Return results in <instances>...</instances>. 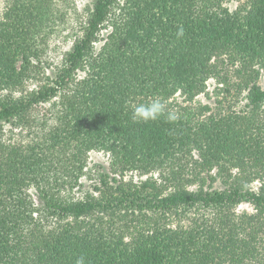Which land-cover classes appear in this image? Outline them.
I'll return each instance as SVG.
<instances>
[{
    "label": "trees",
    "instance_id": "16d2710c",
    "mask_svg": "<svg viewBox=\"0 0 264 264\" xmlns=\"http://www.w3.org/2000/svg\"><path fill=\"white\" fill-rule=\"evenodd\" d=\"M230 1L91 0L50 74L42 0L8 2L0 264H264V0Z\"/></svg>",
    "mask_w": 264,
    "mask_h": 264
},
{
    "label": "rangeland",
    "instance_id": "374dc122",
    "mask_svg": "<svg viewBox=\"0 0 264 264\" xmlns=\"http://www.w3.org/2000/svg\"><path fill=\"white\" fill-rule=\"evenodd\" d=\"M10 1L12 0H0V19ZM236 3L235 0H232L227 4L234 8ZM41 5L43 6V11H46L47 16L51 17L50 21L45 24L47 34L43 40L47 43L44 55L45 69L46 73L50 74L61 63L65 52L70 49L75 35L79 33L80 22L86 18L91 0H42ZM103 33L106 32L104 31ZM36 84V82H30L29 86L33 87ZM262 84L264 86V79H262ZM213 87L214 81L210 80L209 88L212 89ZM198 98L205 102L208 101L203 95H200ZM23 135H27V130L23 131ZM109 167L110 158L108 154L102 151H92L89 155V172L82 178V187L76 191L75 196L78 197L82 192L91 189L98 178V172L102 170L109 171ZM137 178L138 176L135 175V179ZM34 197L36 196L34 195ZM244 210L251 212L252 207L244 203L237 209L238 212Z\"/></svg>",
    "mask_w": 264,
    "mask_h": 264
},
{
    "label": "clouds",
    "instance_id": "9594fccd",
    "mask_svg": "<svg viewBox=\"0 0 264 264\" xmlns=\"http://www.w3.org/2000/svg\"><path fill=\"white\" fill-rule=\"evenodd\" d=\"M182 34V30H181ZM132 110V118L136 121H155L166 114V104L159 98H154L150 103H135L129 102ZM169 121L175 120L176 116L171 112H167ZM75 264H86L84 256H79L75 260Z\"/></svg>",
    "mask_w": 264,
    "mask_h": 264
}]
</instances>
